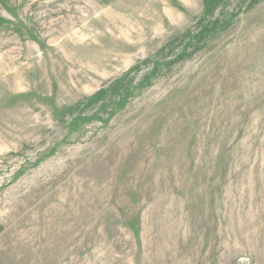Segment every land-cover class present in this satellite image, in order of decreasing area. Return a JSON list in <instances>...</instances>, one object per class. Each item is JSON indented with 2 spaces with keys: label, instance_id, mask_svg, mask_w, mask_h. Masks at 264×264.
<instances>
[{
  "label": "rangeland",
  "instance_id": "374dc122",
  "mask_svg": "<svg viewBox=\"0 0 264 264\" xmlns=\"http://www.w3.org/2000/svg\"><path fill=\"white\" fill-rule=\"evenodd\" d=\"M0 264H264V0H0Z\"/></svg>",
  "mask_w": 264,
  "mask_h": 264
}]
</instances>
